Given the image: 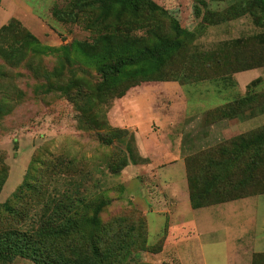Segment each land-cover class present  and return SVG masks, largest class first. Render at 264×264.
<instances>
[{
    "label": "rangeland",
    "instance_id": "1",
    "mask_svg": "<svg viewBox=\"0 0 264 264\" xmlns=\"http://www.w3.org/2000/svg\"><path fill=\"white\" fill-rule=\"evenodd\" d=\"M115 1L131 7L136 0ZM146 1L166 12L154 13L145 5L137 18L125 16L126 32L132 37L152 42L157 28V34L174 37L167 16L176 18L194 36L183 42L166 68V81L140 82L123 96L114 95L107 104L95 92L103 77L84 56L72 47L52 51V47L76 41L93 42L102 31L88 26L97 10L81 11L74 0H19L16 8L10 7L11 0H0V28L12 18L24 28L13 26L0 33V174L5 178L0 191V226L33 233L52 216L61 200L74 217H91L100 201L106 200L94 235L105 234L117 248L120 254L115 264H160L159 233L148 232L145 212L153 208L149 193L156 189L152 176L157 169L150 165L155 159L177 160L181 165L178 156L187 140V123L193 126L207 109L240 97L258 76L261 81L252 88L264 91V66L231 74V80H198L199 75H192L225 68L235 47L248 50L249 55L260 54L257 49L262 47L256 41L264 33V25L256 23L261 14L252 13L253 0ZM23 7L29 11L30 22L21 20L20 16H27ZM13 11L18 14L14 16ZM70 11L77 16L67 15ZM26 31L34 34L38 43L29 42ZM11 45L15 47L9 48ZM125 86L120 84L117 89ZM259 122H264V116L250 119L241 131ZM231 133L216 141L237 131ZM136 135H143V141L139 143ZM248 188L233 194L254 192V187ZM15 191L17 196L12 195ZM76 198L82 202H73ZM8 199L12 211H17L14 216L4 208ZM256 199L257 226L242 242L255 239L256 248L264 252V195ZM204 232H199L200 239L192 236L191 242L201 261L204 253L209 264H214L227 251L226 231L221 227L212 235ZM259 257L258 264H264V254ZM7 264L34 263L18 255Z\"/></svg>",
    "mask_w": 264,
    "mask_h": 264
},
{
    "label": "trees",
    "instance_id": "2",
    "mask_svg": "<svg viewBox=\"0 0 264 264\" xmlns=\"http://www.w3.org/2000/svg\"><path fill=\"white\" fill-rule=\"evenodd\" d=\"M74 4L81 11L97 10V15L88 26H96L102 31L91 43L76 41L72 45L52 47V51L72 47L84 56L103 77L102 82L95 87V92L107 104H110L114 95L121 97L129 87L140 82L166 81L163 79L166 68L172 64L175 55L182 49L183 42L190 41L194 36L193 31L183 27L176 18L170 16L167 17L174 37L157 34L160 32L157 28L153 41L146 43L126 32L127 23L123 18L127 15H131L133 19L137 18L143 6L147 5L154 13L166 12L153 1L136 0L131 7L115 0H74ZM253 4L255 7L252 13L261 14L255 18L259 21L256 23L263 26L264 0H253ZM67 15L76 17L77 13L70 11ZM13 26L24 30L20 22L12 18L1 26L0 33L10 30ZM25 36L29 42L38 43L37 37L31 32L26 31ZM257 38V44L262 47L257 49L261 51L260 54L251 52L249 55L248 50L243 52L244 49L235 47L236 49L233 48L231 51L230 59L225 61V68H229V71L224 72L225 68H222L218 71L212 70L206 75L204 72L192 75L194 77L199 75L201 78L198 80L205 78L231 80L228 76L235 72L263 67L264 33ZM3 48L4 55L10 58L6 53L7 48ZM168 73L171 76L170 70ZM259 81L260 77L251 81L244 95L213 107L208 111L207 119L212 121L231 118L252 113L256 109H264V91L258 90L257 87L252 88ZM120 84L126 85L123 90L117 89ZM113 89H117L116 94L112 93ZM104 141L111 142L110 139ZM186 166L190 198L194 208L264 193V125L189 155L186 158ZM112 171L117 173L118 168L112 167ZM0 176L1 191L5 178L2 173ZM248 187H254V192H243L236 196L233 194L240 190L247 191ZM12 195L17 196V191ZM81 200L82 198L72 199L73 202H82ZM9 201L10 199L3 205L6 210H11L14 216L17 211H12ZM64 202L61 200L54 206L52 216L33 233L0 226V263L7 264L20 255L29 258L34 264H115L120 254L117 248L112 242L107 241L105 234L98 237L94 235V231L100 228L99 212L107 201L101 200L91 217H74L68 214L66 212L68 204ZM75 205L74 203L73 206ZM88 231L91 234H87ZM159 247L161 250L160 241ZM261 254L264 252L253 255L252 264H258Z\"/></svg>",
    "mask_w": 264,
    "mask_h": 264
},
{
    "label": "crops",
    "instance_id": "3",
    "mask_svg": "<svg viewBox=\"0 0 264 264\" xmlns=\"http://www.w3.org/2000/svg\"><path fill=\"white\" fill-rule=\"evenodd\" d=\"M18 1L11 0L10 7L16 8ZM23 10L26 13L25 7ZM17 14L13 11L14 16ZM26 14L27 16H20L21 20L30 22L31 16L28 10ZM244 71L247 70L235 72L232 75ZM209 110L211 108L207 109L200 118L198 115L193 126L189 125L190 122L187 123L185 135L187 140L183 141V149L181 155L178 156L181 165L177 160L156 162L157 159H153L154 161L150 165L157 169L152 176V183L156 189L149 193L153 208H146L145 212L148 218V232L150 233L152 229L155 234L159 233L158 240L161 242L160 264H209L204 253L201 257L202 261L195 253L194 244L191 242L192 236L200 239L202 236L200 231H206L204 233L212 235L216 229L221 227L226 231L224 244L228 248L220 261L217 260L214 264H222V262H224L223 264H252L253 254L260 252L256 248L255 239L247 242L242 241L244 236L257 226L258 201L254 199L264 195V193L194 208L190 198L186 158L227 140L216 141L219 136H224L225 133L232 134L231 131L236 130L237 134L234 136H237L264 125V122H259L258 126L241 131L242 126L250 119L263 117L264 109H256L252 113L212 121L207 119ZM246 117L250 118L247 119ZM134 130L137 132L138 129L135 127ZM137 138L139 143L144 139L143 135L137 136ZM210 139L213 141L209 142ZM150 213L152 214L149 219ZM191 229L196 232L193 233ZM230 229L233 231L231 235L229 234Z\"/></svg>",
    "mask_w": 264,
    "mask_h": 264
}]
</instances>
